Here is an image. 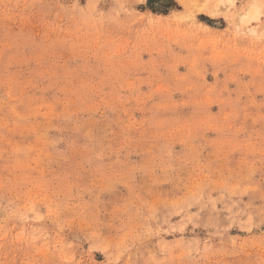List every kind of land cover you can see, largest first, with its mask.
Masks as SVG:
<instances>
[{
	"label": "rangeland",
	"instance_id": "374dc122",
	"mask_svg": "<svg viewBox=\"0 0 264 264\" xmlns=\"http://www.w3.org/2000/svg\"><path fill=\"white\" fill-rule=\"evenodd\" d=\"M216 4L0 0V264H264V0Z\"/></svg>",
	"mask_w": 264,
	"mask_h": 264
},
{
	"label": "bare ground",
	"instance_id": "6f19581e",
	"mask_svg": "<svg viewBox=\"0 0 264 264\" xmlns=\"http://www.w3.org/2000/svg\"><path fill=\"white\" fill-rule=\"evenodd\" d=\"M217 4L215 7H213V10L209 13L211 15H215L217 12H219V6H222L224 4L232 5V0H226V2H222V0H216ZM262 14V8L261 5L258 2H251L245 10H243L242 14H236L238 16V22L241 26L247 25L251 21H257Z\"/></svg>",
	"mask_w": 264,
	"mask_h": 264
}]
</instances>
